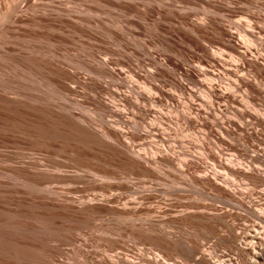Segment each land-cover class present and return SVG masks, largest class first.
Masks as SVG:
<instances>
[{
  "label": "rangeland",
  "instance_id": "1",
  "mask_svg": "<svg viewBox=\"0 0 264 264\" xmlns=\"http://www.w3.org/2000/svg\"><path fill=\"white\" fill-rule=\"evenodd\" d=\"M7 1L0 0V264H9V206L16 209L21 220L31 224L33 229L36 228L34 238L41 242L39 249L14 245L12 248L16 247L20 256L23 253L34 259L53 258L56 261L54 264H92L94 260H101V257L103 260L113 256L122 257L133 264H147L144 260L159 259L157 257H161L159 260L166 264H195L188 255L184 256V260L185 253L179 250L182 247L186 249L187 242L199 244L198 248L205 255L213 253L210 255L213 260L218 258L227 260L226 264H233L235 260L238 262L236 252H233L235 250L230 244L227 246L221 236L230 237L231 234L239 233L246 239L247 236L254 238L260 234L264 240V226L254 217L264 211V182L242 177L232 178L226 176L224 170L215 169L219 172V187L225 185L221 182L223 180L235 185L245 194L236 195V198L252 207L250 213L245 208L230 204L226 199L218 198L216 193L207 188L189 183L182 176L178 183L161 175V171L156 172L160 177L152 180L129 173V176L123 175L127 173L118 166L116 168L111 165L110 169L107 164L105 168L106 163L100 162L101 159L86 158L70 151L74 148L89 149L95 143L84 133L68 127L65 130V126L61 130L57 129L50 123L49 115L45 112L40 127L25 132L9 112V96H12L9 91L14 88L19 90L21 87L20 90L25 89V93L28 88L31 89L28 93L33 90V93L42 91L45 100L51 103L76 100L77 105L73 104L71 110L91 122L90 131L97 133L101 128L109 127L121 133L122 140L134 151H140L144 147L149 150H166L171 146H176L177 150L191 147L194 162L208 170L213 168L212 162L202 158L198 146L211 149L222 157L224 163L233 161L235 157L229 151V146L264 151V124L255 120L257 118L264 121V79L254 78L252 69L247 66L245 71H237L231 61L235 55L224 50L222 45L235 44L239 52L250 46L260 53L263 59L260 63L264 64V53L257 46L260 41L264 44V34L258 33L257 29L264 25V0H118L124 5H131L129 7H116V0V3L114 0H12L16 6L14 16L24 14L33 5L39 8V14L44 12V17L50 19L38 34L29 32L27 37L17 32L18 24L11 22L13 14L6 17L4 6ZM249 17H256V22L252 21L257 29L252 30L258 39L256 45H246L241 36L243 31H251L248 28ZM205 18H213L217 26L230 33L232 38L220 36L211 30H206L205 36L200 38L188 30L187 23L201 25ZM188 37L195 40L204 51L190 48L185 40ZM164 61L166 67L161 66ZM169 62L177 67H171ZM185 70L192 72V80L185 78ZM163 72L169 78L161 76ZM228 72L251 80L261 94L246 100L243 90L233 92L232 86L226 87L230 85L229 81L234 82L233 77L226 74ZM63 75L71 80L62 79ZM212 78H215L213 82L217 85V92H224L232 99L235 96L237 104H226L216 99L210 101L203 96L201 87L207 86ZM56 80L74 87L76 92L64 96ZM173 80L180 81L185 90L179 91L172 83ZM77 81L81 84L71 83ZM150 86H158L164 95L148 91L147 87ZM136 94L147 98L154 96L158 100L153 104L140 103L143 111L136 113L135 119L131 115L135 111L130 107L123 109L120 100L127 97L134 102ZM90 99L101 100L124 113L125 123L111 117L109 113H99ZM187 100H192L193 112L200 111V118H207L209 125H216L213 132L207 134L199 126L189 127L181 120L177 114L183 115L186 112ZM171 105L176 107L173 109ZM243 113H250L251 118ZM158 114L163 118L156 120V125H151L153 117H158ZM229 122L244 123L246 132L256 133L242 141L239 139L242 133L235 130ZM147 125L155 130L146 134L144 131L147 130ZM217 125L230 131L222 133ZM128 133L138 137L131 142V139H127ZM98 135L100 137L99 133ZM216 138H220L219 141ZM43 159L63 162L65 167L56 171L49 168ZM22 160L45 164L42 170L44 168L49 174L65 175L72 180L64 183L51 182L38 188L27 179ZM237 160L246 164L239 157ZM253 168L264 176L263 166L254 164ZM108 171L110 173L107 174ZM102 175L103 179L100 177ZM174 181L176 182L173 183ZM101 185L104 188H99ZM41 189H51L70 198L94 202L112 196L111 200L115 196L116 201L108 203V206L120 207L118 201L121 204L129 203L130 207L141 203L152 210V213L125 221L115 215L114 218L112 215H103L101 218L73 221L49 214L39 215L37 213L40 210L35 206L13 203L15 197L20 198L21 202L26 193L39 194ZM147 193L151 194L150 200H141L140 194ZM117 197L121 199L118 200ZM197 215H205L206 218H199ZM218 216H224L223 220H219ZM148 224L154 225L151 226L155 229H150ZM207 224H214V228H207ZM157 236L168 239L173 245L159 244ZM176 240L181 244L178 245ZM169 247L171 251L172 248L176 250L170 253ZM230 249H233L232 253ZM222 255L224 257L220 258Z\"/></svg>",
  "mask_w": 264,
  "mask_h": 264
},
{
  "label": "bare ground",
  "instance_id": "2",
  "mask_svg": "<svg viewBox=\"0 0 264 264\" xmlns=\"http://www.w3.org/2000/svg\"><path fill=\"white\" fill-rule=\"evenodd\" d=\"M13 1L8 0L6 3L4 2L5 3L4 7L6 9V14H7L6 17L7 16L9 17L15 11L16 6L14 5ZM116 1L118 2V5L116 4V7L127 5V4L124 5V3H122V2L119 3L118 0H116ZM116 1L114 0L115 3H116ZM114 2H113V6H115ZM129 6H131V5H129ZM126 7H125V9L127 10ZM217 10L220 12L223 11V9H221L222 11L220 9H217ZM128 11H129V9H128ZM131 11L133 12L134 10H131ZM39 13H40L39 8L31 5L27 8V11H25L24 14H20L19 16L18 15L14 16V14H13V17L11 16L12 17L11 22L14 24L20 25V26H18V25L16 26V30L18 33H21V36H24V35L26 36L29 32H32V34L36 35V34H38L39 30H41V28L43 26H45L44 24L48 25V22L50 21L49 18L44 17V14H43L44 12L42 13V15ZM255 18L256 17H249L248 18L249 19L248 20V28L251 29V31H243L242 32L243 34L241 36H242V39L245 41L246 45L247 44L248 45H252V44L256 45V42L258 41L255 33L252 31L253 29H256L253 26L254 24L252 23V21H254ZM202 21H203V23L201 25H194L192 23H187L188 30L193 34L198 35L200 38H203L205 36L204 34H205L206 30L214 31L215 33H217L220 36H227V37L232 38V35L230 33H227L226 31H224L223 29H221L220 27L217 26L218 24L215 23L213 18H205ZM254 22H256V21H254ZM257 24H259V23H257ZM262 26H263V28H259L260 26L257 28L259 31L258 33H260V34H264V25H262ZM30 30H32V31H30ZM185 40L187 41L190 48H194L195 50L197 49V50L204 51L202 49V47H199V45L195 42V40L189 39V37ZM259 41H260V39H259ZM258 43L259 44H257V46H259V50L261 52L263 51V53H264V44H262L261 41ZM222 45L224 47V50L227 49L235 55L233 58H231V61L234 63L233 66L236 68L237 71L238 70L239 71L240 70L245 71V66H247V67L252 69L251 72H253L254 78L264 79V64L260 63V61L262 62L263 59L257 50L254 51L253 49L250 48V46H246L243 49L244 50L243 52H239L238 46L235 44H233V45L222 44ZM17 56H18V54H17ZM33 56L38 57L35 55H33ZM15 57H16V55H15ZM39 58H40V56H39ZM37 60H39V59H37ZM212 61L216 62L215 60H212ZM36 62L34 61V63H36ZM37 63H39V62H37ZM166 65L167 64L165 61L161 63L162 67L163 66L166 67ZM170 66L173 68L177 67L173 63H170ZM156 70H159V69H156ZM17 72L19 73V70ZM226 74H228V76L233 77V79H234V82L231 83L229 81L228 84H230V85H226V87L230 88V86H232L233 92H238V91L243 90V93L246 94V95H244L246 100H250V98H252L253 95L258 97L261 94L260 91L257 89L256 85L254 84V82H252L251 80H247L243 76H239L235 73L233 74L232 72H228ZM15 75H17V74L15 73ZM161 76L169 78L168 75L164 72L161 74ZM184 76L187 80H192V78H193V74L189 70L184 71ZM62 79L69 80L70 78L68 79V77L66 75H63ZM219 79H220V77H219ZM214 80H215V78L210 79L209 80L210 82L207 84V86L201 87L203 90L202 91L203 96L210 99V101H213L214 99H216V100L223 101L226 104L227 103L237 104V98H235V96L234 97L232 96L233 97V99H232L229 95H227L224 92H217V90H216L217 85L215 84V82H213ZM55 82L60 87L61 91L64 93V96L65 95L66 96L73 95L76 92L74 87L68 86L64 82L62 83L61 80L60 81L56 80ZM71 83L73 85L74 84H79V85L81 84L78 81L77 82H71ZM172 83L179 89V91L185 90V86L180 81L173 80ZM24 86L27 87L29 85H27V86L24 85ZM29 87H32V86H29ZM37 87H35V88L37 89ZM27 88H26V90H27ZM16 89H18V88L16 87ZM20 89H21V87L19 88V90H15V88H14V89H12V91H9V93L11 92V95H12L11 97L9 96V112L11 113V117L16 122H18L19 125L20 124L22 125L21 127H22L23 131L28 132V130L36 129V127L39 128L40 123L43 120V114L45 112L49 115L48 118H49L50 123L52 125H54L57 129L61 130V127H63V126H65V128L68 127L70 129L74 128L77 131H79L80 133L82 132L85 135H87L93 139V141L95 143H93V145L89 149H75L74 148V149L70 150V151H75L76 154L83 155L86 158L101 159L100 162L106 163V164H104V165H106L105 168L107 167V164L109 165L108 166L109 168L111 165L115 166V167L118 166L119 168L124 169L125 172L127 173V174H123V175H128V173H129V174H134L137 176L146 177V179L152 178V180H154L155 178L158 179L160 177V176L156 175V172L161 171L162 172V173L160 172L161 175L163 174L166 177L168 176L167 178L170 177V178H172L171 180H176V181H178V183H180L179 180H180V177L182 176V177L186 178V181L188 180L189 183L191 182L195 186L197 185V186H200V188L201 187L207 188L208 190L213 191L214 193L217 194L218 198L226 199L230 204L238 206L240 208H245L250 213L252 212V207L246 206L241 200L236 198V195H245V194L243 192L239 191L235 185L228 183L226 180H223L221 182L223 184L227 185V187L225 185L223 187H219V185L217 184V182H219V172L215 169L218 168V169L224 170L225 175L232 177V178L242 177L246 180L248 179V180H257L259 182H264V176L262 175V172H260L258 169L253 168L254 164L264 167V151H259V150L258 151H254V150L250 151L246 147H242V146L240 148L229 146V151L233 152L235 154V157H234L233 161L230 160L229 163H224L222 161V157L220 155H218L217 153L213 152L211 149L205 148V147H203V145L198 146L197 149L200 151L202 158L208 159L212 162L213 168H210L208 170L207 168H202L200 165H198L194 162L195 159L190 152L191 147H187V148L183 147V148H179V150H177L176 146H171V147L167 148L166 150L165 149H159V148L149 150L148 148L144 147V148H141L140 151H134L130 145L126 144L122 140L121 133H119V132H117V131L109 128V127L101 126L103 128L100 127L101 131L99 130L97 133L90 131L89 124L91 122L87 118L83 117L81 114L74 113L71 110L72 105L77 103L76 100L69 99L68 103H59V102L51 103V102H47L45 100L42 91H39L37 93H33V91H34L33 90V91H31L32 93H28V91L30 89V88H28L27 93H25L24 92L25 89H23L24 91H21ZM128 89L130 91L132 90L131 88H128ZM147 89H148V91H155L159 95H164L163 91L158 86H150V87H147ZM156 100H158V99L154 98V96H150L149 98H147L143 95L136 94L135 98H134V102H131V99H129L127 97H125L124 100L122 99L120 101L123 103V105H122L123 109L130 107L133 109V111H135L131 115L133 118L136 119L135 114L143 111V107L140 106V103L150 102L153 104L156 102ZM90 101L92 102V105L94 106L95 110H97L99 113H107V115L110 114L111 117H115L120 122L125 123V120L123 119L124 113L113 109V107L107 105L105 102H103L101 100L90 99ZM192 106H193L192 100H187V104L185 106L186 112H184L183 115H181L180 113H178L177 115L181 118V120H184V123L189 127L197 125L200 127V129L202 128L203 130H205L207 134L208 133L210 134L211 132H213V127L216 125H213V126L209 125L206 122L207 118H200L201 112L200 111H194L193 112ZM171 107L175 108L176 105H171ZM245 114L249 118H251L250 113H243V115H245ZM192 115H193V117H192ZM161 118H163V117L160 114H158V117L157 116L153 117V119L151 121L152 122L151 125H156V123H155L156 120H159ZM255 120L257 122H259L260 124H264V121H262V120H259L257 118H255ZM229 124H231V126L234 127L235 130L242 133V135H240V138H239L242 141H246L247 136L252 137V135L254 133H256L255 131H252V133L246 132V130L244 128V126H245L244 123L234 124L232 122H229ZM217 127L219 128V130L222 133H226V132L230 131V130L224 129L218 125H217ZM62 129L64 131V128H62ZM146 129L147 130L144 131L146 134L149 133L151 130H155V129H151V126H149V125L146 126ZM65 130H67V128ZM98 133L100 134V137H99ZM26 134H28V133H26ZM128 135H129L128 136L129 138H127V139L128 140L131 139L130 140L131 142L133 141V139H136L138 137L137 135L132 134V133H128ZM101 136L103 138H101ZM219 139L216 138L217 141H219ZM57 146H58V144H57ZM100 155H102V156H100ZM238 157L240 159H243L244 162H246V164L239 162L237 160ZM43 161L49 168L51 167L56 171H60V168L65 167L63 162H62L63 163L62 164L58 161H47L46 159H43ZM21 163L23 164V166H25V167H23V171L26 173L27 179L32 181L33 184L37 185L38 188H39V186H42L44 184H48L51 182H53V183L54 182L55 183L56 182H63L64 183V182H68V180L71 179L70 177L65 176V175L49 174L50 172H48L47 170H44V168L42 170V167L45 164L42 165V164L36 163L34 161H31V160H28V161L22 160ZM90 163H91V161H90ZM96 163L98 164L99 162H96ZM93 164H94V162H93ZM115 172H117V171H115ZM101 173H103V172H101ZM108 173H110V172L108 171L107 174ZM112 173H113V171H112ZM107 174H105V175L107 176ZM158 174H159V172H158ZM197 174H199V175H197ZM105 175H104V178L106 177ZM100 177H102V179H103V175ZM71 180H69V181L71 182ZM181 180L183 181V178ZM176 181H174L173 183H175ZM182 181H181V183H182ZM123 186L126 187V185H123ZM113 187H115V186H113ZM127 187H129V186H127ZM99 188H104V187L101 185V186H99ZM106 189H104V190L106 191ZM119 190H120V188H119ZM40 191H42V192H40L39 194H35V195H32V194L30 195V194L26 193L25 196L22 197L21 202L19 201L20 198L17 199L15 197V199L13 200L14 201L13 203L14 204H21L24 206H31V205L35 206L36 208H38L40 210V212L37 213L39 215H40V213L42 215L49 214V215H52V216H55L58 218H65V219H70L73 221H84V220H87L88 218L90 219V218H94V217L101 218L100 216H103V215H105V216L106 215H112V217L115 215L116 217L117 216L120 217L122 219V221L123 220L125 221L128 219L133 220V218H137L141 214H144V216H146V214H147L149 216L152 213V210H150L147 207L142 206L143 204H141V203H136L135 201L134 202L136 203V205L133 204V205H135L134 207H130L131 205L129 203L121 204L119 201H118V205H121L120 207L119 206H117V207L116 206L115 207L108 206L107 205L108 203L111 204L114 201H116V198H114L115 196L111 200H109V199L112 196H110L109 199L107 197H106V199H105V197H103L104 199H99L96 202H94V200H89V199L81 200V198L80 199L79 198L78 199L70 198V197L66 196L64 193H60V192H57V191H54L51 189H48V190H45V189L42 190L41 189ZM149 193H151V192H149ZM140 195L142 196L140 198L141 200H148V199L150 200V198H151V196H150L151 194L149 195L148 193L146 195L145 194H140ZM119 199H121V198H118V200ZM131 203H133V201ZM197 216L199 218H206L205 215H197ZM208 216H210V215H208ZM254 217L256 220H258L259 223H261V225L264 226V211H262L258 214H255ZM99 218H97V219H99ZM223 218H224V216H218L219 220H223ZM115 219L119 220L117 218H115ZM128 222H130V221H128ZM151 222H153V221L151 220ZM34 225H36V224H34ZM151 225L152 224H150V225L148 224L147 226H151ZM213 225L207 224V228H214ZM220 225L224 226V224L223 225L220 224ZM152 226H154V225H152ZM152 226L150 227V229H153ZM202 226H204V225H202ZM224 227H226V226H224ZM229 228H230V230H232L231 227H228V229ZM150 229H148V230L150 231ZM153 230H151V231L153 232ZM35 231H37L36 228L33 229L31 227V224L26 223L23 219L21 220L20 217L18 216V212L16 211V209L11 208L9 206V264H54L53 262H56V261L52 260L53 258L50 260H47L46 258H44L46 260L34 259V258L30 257L29 255L25 256V254H23V253L20 256L19 255L20 252L18 253L16 251V247L12 248V246L14 245V246H18V247L21 246V248L22 247H28V249L29 248L39 249V247L41 246L40 245L41 242L39 243L40 240L38 241L34 238ZM212 232L214 233L213 230H212ZM212 232H210V233H212ZM216 234H218V233H216ZM222 235H224V234H222ZM259 235L260 234H258V237H254V238H250L247 236V238L245 239V236H241L238 233V234H231L230 237L221 236L220 238L224 242H227V246L230 244V247H232L235 250V251H233V249L232 250L230 249L231 253H232V251L236 252L235 254L237 255V258H238V262L235 260V262L233 264H264V240ZM261 235H262V233H261ZM248 238H250V239H248ZM153 239H155V238H153ZM158 240H159V244L161 243V244H164L165 246L166 245H173V243L171 241H169L168 239H165L163 237H160ZM175 242L179 243L178 245L181 244L180 241L176 240ZM231 244L233 246H231ZM197 245H199V244H197ZM197 245H194L192 242H187L186 247H185L186 249H184L181 245L182 250L180 248H179V250L182 251L183 254L185 253L184 255L182 254L183 257L188 255L192 259L194 258L193 260L192 259H190V260L193 261L195 264H226L227 260L226 261L225 260H218V258L213 260L212 256H210V255H213V253H211L209 255H205V253L203 254L201 252L202 250H200L201 248L199 249ZM161 246H163V245H161ZM170 247H169V249H170ZM199 247H201V245ZM165 248H168V247H165ZM176 248H178V247H176ZM175 250H173V248H172V251H171V249L169 251H170V253H172ZM27 251H29V250H27ZM27 251H25V252H27ZM182 252H180V253H182ZM170 253H169V255L171 256ZM165 254H167V253L165 252ZM141 255H142V253H141ZM174 255H176V254H174ZM167 257H169V256L167 255ZM215 257H217V256H215ZM223 257H224V255L220 256V258H223ZM157 258H159L161 260V257H157ZM179 258H180V256H179ZM150 259H152V260H144V259L143 260L147 264H166V263L162 262L163 260L160 261L159 259H153V258H150ZM167 259L170 260V258H167ZM180 259H182V258H180ZM225 259H226V257H225ZM234 259H235V257H234ZM184 260H186L185 257H184ZM230 261H233V259L229 260V262ZM167 263H169V261ZM92 264H133V263H131L130 261H128L122 257L113 256L110 259H103V260L101 257V260H99V261L94 260L92 262ZM172 264H178V263L176 262V263H172Z\"/></svg>",
  "mask_w": 264,
  "mask_h": 264
}]
</instances>
